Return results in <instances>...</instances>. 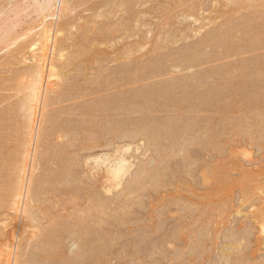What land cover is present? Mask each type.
Instances as JSON below:
<instances>
[{
    "label": "rangeland",
    "instance_id": "374dc122",
    "mask_svg": "<svg viewBox=\"0 0 264 264\" xmlns=\"http://www.w3.org/2000/svg\"><path fill=\"white\" fill-rule=\"evenodd\" d=\"M34 1L0 0V19H3V22L0 20V33L4 31L0 34V115L7 117L0 119V138H3L0 140V143L3 141L0 144V264H93L99 257L104 260H97L96 264H264V0H70L71 6L61 18L55 19L56 22L53 18L47 19L48 26H59L57 36L60 40L56 39L52 55L49 54L47 59H41L38 56H42V53L32 49L36 40L42 38L44 30L42 17L34 10ZM93 9H97L96 13ZM91 25H94L93 29ZM108 30L112 31L108 32L111 37L108 33L109 37L102 34ZM143 33H146V37ZM99 34L111 40L107 44L102 42L101 47V41L106 37L101 35L100 41ZM96 42H99V46ZM84 43L88 50L90 47L92 49L89 54H86L87 51L80 52L84 50ZM130 46L134 49L127 51ZM74 52H80L76 57L87 59L78 60L72 56ZM34 53L38 58L33 57ZM127 55L129 58H125ZM73 59L77 62H73ZM69 60L75 65L68 64ZM44 61L51 66L55 76L49 79V82L53 81L52 87L51 83H48L49 86L45 83L51 88L49 93H46L45 87L43 95L46 96L42 95L44 103L41 109L47 124L44 122L43 140L39 142L37 150L35 148L36 159L39 160L35 159L36 169L34 171L33 168L35 174L32 173V179L38 177L41 182L44 178L46 182L36 186L39 179H33V195L30 194L33 197L29 196L27 200L28 216L17 220L16 211L12 209L15 192L9 193L6 188L7 183L11 185L16 180L12 178L10 181L11 177L7 174L19 167L16 171L20 176V170L25 167L23 164V168L20 167L23 161L17 164L22 157L20 155L17 159L27 132L22 125L30 121L24 119L22 109L31 89L35 88L32 87L35 85L33 76L38 75L37 80L43 74L46 76L48 65L45 64L44 70ZM82 62H86L87 68L81 65ZM139 80L141 82L137 84ZM31 82L34 85L30 86ZM167 84H171V87ZM105 85L108 88L103 87ZM102 87L105 91H102ZM174 87L178 91L175 92ZM91 88L92 93L89 91ZM138 88H141V92ZM111 94H115L114 99L113 96L109 98ZM100 96H103L102 100ZM104 97L113 100L109 102ZM133 99L134 106L131 103ZM93 105L97 109L94 114L98 115L99 120L89 112L94 109ZM125 106L132 110L130 117H120L124 120L128 118L126 122L130 126L127 125V128L123 120L111 113ZM97 107H103L105 111L102 113V109ZM106 107L110 108V112ZM140 108H143V113ZM137 113L142 114L139 115L141 118ZM109 115L117 119L113 121L108 117V121ZM103 122L105 124L100 125ZM92 123L99 126L92 127ZM55 124L57 127L65 125L63 135L57 133ZM114 125L116 129H113ZM101 126L102 130L106 128V133L100 132ZM124 130L131 145L127 156H131H128L129 163L124 170L126 174L123 171L120 177L114 176L110 181L113 187L107 183L112 187L107 194L103 189L105 181L100 178L103 170L100 171L101 175L96 173L94 166L85 165L86 159L106 153H114L111 158H117L115 145L120 143L119 138L125 134ZM116 132L121 135L115 137ZM94 133L102 138L96 137L99 139L94 140ZM60 136L63 137L61 140L58 139ZM152 138L158 142V146ZM89 142L100 144V147L89 146ZM107 142L110 144L107 145ZM103 148L105 153L101 151ZM16 149L20 152L17 153ZM14 154H17L16 157ZM10 156L16 158L13 161L18 160L15 161L16 168L15 165L9 167L14 163ZM21 159L24 160L23 157ZM9 168L14 169L7 172ZM16 171L12 176L18 174ZM141 171L145 174L142 175ZM137 174L143 176L142 179L139 177L141 180ZM133 177L139 181H134ZM132 182L137 185H132ZM3 183L5 186H2ZM78 219L80 223L87 220V224L84 222L80 225ZM45 232L49 233L50 238L54 237L46 246L43 243L46 242L43 240ZM40 238L43 240L41 243ZM52 242L56 248L58 246L54 256L50 252H53L50 249ZM72 243L78 245L74 251H70ZM89 247L94 253L101 249L103 252L99 253L102 255L98 253L93 256L94 253H89ZM90 255L96 257L95 261Z\"/></svg>",
    "mask_w": 264,
    "mask_h": 264
},
{
    "label": "bare ground",
    "instance_id": "6f19581e",
    "mask_svg": "<svg viewBox=\"0 0 264 264\" xmlns=\"http://www.w3.org/2000/svg\"><path fill=\"white\" fill-rule=\"evenodd\" d=\"M27 1V0H26ZM30 1V0H29ZM26 3V2H25ZM30 3V2H29ZM100 3H102V2H100ZM28 4L26 3V6H27ZM97 5H99L98 3H97ZM97 5H96V7H97ZM102 5V4H101ZM101 5H99V6H101ZM71 6V1L70 0H42L41 2H39V0H35L34 1V10H36L35 12H38L39 13V15H40V17H42V20H43V24H42V26H43V28H44V30H43V32L41 33V37L42 38H39L38 40H36V42L32 45V49H34L33 51H35V52H40V53H42V56H38V57H40L41 59H47V58H49L50 56H49V54H51L52 55V52H53V47H54V43H55V41H56V39L57 40H59V37L57 36L58 35V33H59V26H58V28H55V27H51V26H48L47 25V19H49V18H53L54 19V21H55V19H59V18H61V16L63 15V14H65L66 12H68V9H69V7ZM98 6V7H99ZM103 6V5H102ZM158 7V6H157ZM27 8H29V7H27ZM32 8V7H31ZM93 8H95V6L93 7ZM156 8V7H155ZM24 9V8H23ZM26 9V8H25ZM30 9V8H29ZM29 9H26V10H29ZM25 10V11H26ZM31 10V9H30ZM94 10V9H93ZM97 10V9H96ZM96 10H94L95 12L94 13H96ZM164 10V9H163ZM162 10V11H163ZM12 11V10H11ZM16 12V11H15ZM14 12V13H15ZM139 13V12H138ZM138 13H137V15H138ZM158 13H162V12H158ZM2 14H4V13H2ZM34 14V13H33ZM37 14V13H36ZM1 15V14H0ZM6 15V14H5ZM9 15H10V13H9ZM31 15H32V13H31ZM67 15V14H66ZM95 15H97V14H94V16ZM3 16V15H2ZM7 16V15H6ZM6 16H4V17H6ZM94 16H93V18H94ZM134 17L136 16V15H133ZM3 17V18H4ZM14 17V16H13ZM100 17V16H99ZM98 17V18H99ZM103 17V16H102ZM1 18V17H0ZM10 18V17H9ZM9 18L7 19V20H9ZM133 18V17H132ZM132 18H129V19H132ZM137 18V17H136ZM97 19V18H96ZM1 20V19H0ZM12 20V19H11ZM89 20V19H88ZM123 20V19H122ZM125 20L126 19H124V23H125ZM140 20H141V18H140ZM2 22H3V19L1 20ZM5 21H6V18H5ZM4 21V22H5ZM53 21V22H54ZM73 21V20H72ZM90 21V20H89ZM96 21V20H95ZM127 21H128V19H127ZM126 21V22H127ZM56 22V21H55ZM54 22V24L56 25V23ZM62 22V21H61ZM68 22V21H67ZM71 22V21H70ZM122 22V23H123ZM138 22V21H137ZM6 23H8V22H6ZM65 23V22H64ZM121 23V24H122ZM60 24V23H59ZM67 24V23H66ZM65 24V26H67ZM72 24V23H71ZM74 24V23H73ZM86 24V23H85ZM90 24H91V22H90ZM102 24V23H101ZM108 24V23H107ZM111 23H109V25H110ZM134 24V23H133ZM2 25V24H1ZM6 25V24H5ZM9 25H12V24H10L9 23ZM62 25V24H61ZM64 25V24H63ZM62 25V26H63ZM69 25H70V23H69ZM104 25V24H103ZM102 25V26H103ZM106 25V24H105ZM108 25V26H109ZM132 25V24H131ZM41 26V25H40ZM64 26V29L66 28ZM92 26H94V25H91V27L90 28H92ZM118 26V25H117ZM120 26V25H119ZM13 27V26H12ZM15 27V26H14ZM68 27V26H67ZM70 27V26H69ZM82 26H80V28H81ZM86 27H88V26H86ZM104 27V26H103ZM129 27V26H128ZM139 27V26H138ZM142 27V26H141ZM156 27H157V25H156ZM2 28H3V26H2ZM8 28H11V27H9L8 26ZM8 28H6V29H8ZM39 28V27H38ZM61 28V27H60ZM71 28V27H70ZM78 28V27H77ZM89 28V27H88ZM87 28V29H88ZM111 28V27H110ZM1 29V28H0ZM4 29H5V27H4ZM56 29H58V31L56 30ZM63 29V30H64ZM67 29V28H66ZM82 29H84V28H82ZM93 29V28H92ZM104 29V28H103ZM105 29H106V27H105ZM116 29V27H114V30ZM134 29V28H133ZM133 29H132V32H133ZM77 30V29H76ZM95 30V29H94ZM100 30H102V29H100ZM107 30V29H106ZM111 30H113V29H111ZM136 30H138V29H136ZM8 31H10V30H8ZM69 31H71V30H69ZM82 31V30H81ZM131 30H130V28H129V32H130ZM4 32V31H3ZM2 32V33H3ZM5 32H6V30H5ZM61 32H62V30H61ZM90 32V31H89ZM88 32V33H89ZM93 32V30L90 32V33H92ZM103 32H105V33H103ZM102 32V34H106L107 35V33L109 32V30L108 31H103ZM112 31H110L109 33H111ZM126 32H127V30H126ZM162 32H163V30H162ZM2 33H0V34H2ZM70 33H72V32H70ZM109 33H108V35H109ZM134 33V32H133ZM132 33V34H133ZM141 33V32H140ZM102 34H99L98 35V37H100ZM127 34H128V32H127ZM130 34V33H129ZM144 34V33H143ZM160 34V33H159ZM68 35V34H67ZM106 35H102L103 36V38L104 37H106ZM107 35V37H111V34L108 36ZM113 36H114V34H112ZM135 35V34H134ZM139 36L141 35V34H138ZM145 35V37H146V33L144 34ZM113 36H112V38H113ZM130 36H132V35H130ZM135 36H137V35H135ZM157 36H159V35H157ZM156 36V37H157ZM213 36V35H212ZM89 37V36H88ZM93 37V36H92ZM94 37H97V36H94ZM106 37V38H107ZM114 37H116V36H114ZM215 37V36H214ZM213 37V38H214ZM70 38V37H69ZM76 38H78V36L76 37ZM75 38V39H76ZM80 38V37H79ZM87 38V37H86ZM90 38V37H89ZM101 38L102 37H100V41H101ZM105 38V39H106ZM211 38V37H210ZM213 38H211V39H213ZM93 40L95 39V38H92ZM104 39V41L102 40L101 41V43L103 42L104 44H107L108 42L107 41H110L111 40V38H110V40L108 39H106L105 40ZM139 39V38H138ZM143 39H144V37H143ZM209 38H207V40H208ZM211 39H209V40H211ZM81 40V39H80ZM85 40V39H84ZM84 40H82V41H84ZM97 40H99V38L98 39H96L95 41H97ZM206 40V39H205ZM208 40V41H209ZM60 41V40H59ZM64 41V40H63ZM73 41V40H72ZM79 41V40H78ZM117 40H115V42H116ZM139 41H142V40H139ZM208 41H207V43H208ZM77 42V41H76ZM85 42V41H84ZM91 42V41H90ZM107 42V43H106ZM112 42H114V40L112 41ZM111 42V43H112ZM135 42V41H134ZM158 42V41H157ZM157 42H156V45H157V47H158V44H157ZM161 42V41H160ZM205 42V45H206V41H204ZM209 42H211V41H209ZM62 44H63V42H61ZM72 43V42H71ZM74 43V42H73ZM80 42H78V44H79ZM86 43H88V41L86 40ZM96 43H98V46H99V42H96ZM96 43H95V45H96ZM100 43V44H101ZM103 43L101 44V47H102V45H103ZM110 43V42H109ZM117 43V42H116ZM142 43H144V42H142ZM159 43V42H158ZM58 43H56L55 45H57ZM75 44V43H74ZM85 44V43H84ZM90 44V43H89ZM140 44V43H139ZM91 45V44H90ZM94 45V44H93ZM92 45V46H93ZM128 45H131V44H127V46ZM135 44H133V46H134ZM160 45V44H159ZM73 45H71V47H72ZM75 46V45H74ZM79 46V45H78ZM83 46V45H82ZM137 46H138V44H137ZM141 47L140 48H142V45H140ZM58 46H56V48H57ZM69 47V46H68ZM77 47V46H76ZM94 47V46H93ZM101 47H98L99 49H101ZM104 47H106V46H104ZM112 48H113V45L111 46ZM28 48V47H27ZM56 48H54V49H56ZM74 48V47H73ZM79 48V47H78ZM84 48V50L82 49L81 51L80 50H78V51H80V52H82L83 53V51H84V53L86 52V54H89L88 52L90 51H92V49H91V47L89 48V50H88V46H87V44H85V46L83 47ZM96 48V47H95ZM117 48V47H116ZM115 48V49H116ZM127 48V47H126ZM135 48H136V45H135ZM48 49H50V50H52V51H50V50H48ZM91 49V50H90ZM94 49V48H93ZM98 49V50H99ZM115 49H113V50H115ZM120 49V48H119ZM129 49H131V46H130V48H128V50L127 51H129ZM134 49V48H133ZM133 49H131V50H133ZM143 49V48H142ZM155 49H157V48H155ZM31 50V49H30ZM47 50H48V52H47ZM95 50V49H94ZM96 50H97V48H96ZM95 50V51H96ZM123 50H125V49H123ZM137 50V49H136ZM145 50V49H144ZM50 51V52H49ZM77 50H76V52H78ZM120 51V50H119ZM119 51H118V53H119ZM138 51H141V49H139ZM79 52V53H80ZM136 52V51H135ZM30 53H31V51H30ZM54 53H56V52H54ZM75 53V52H74ZM78 53V54H79ZM81 53V54H82ZM121 53H122V51H121ZM124 53H126L127 54V52H123L122 54H124ZM146 53V52H145ZM71 54V53H70ZM77 53H75L74 55H72V56H74V57H76L75 55H76ZM78 54H77V56H78ZM129 54V53H128ZM139 54V53H138ZM33 55V57H37V55H35V53L34 54H32ZM35 55V56H34ZM38 55H41V54H38ZM85 55V54H84ZM91 55H93V54H91ZM91 55H89V56H91ZM130 55V54H129ZM129 55H127V56H125V58L126 57H128L129 58ZM140 55V54H139ZM30 56H31V54H30ZM86 56V55H85ZM95 56V55H94ZM134 56V55H133ZM37 57V58H38ZM63 57H64V55H63ZM81 57V56H80ZM83 57V56H82ZM121 57H122V55H121ZM124 57V56H123ZM71 58V57H70ZM78 60H80V59H83V61L85 60V59H87V57L85 58H79V57H76ZM75 58V59H76ZM139 58H141V57H139ZM52 59V58H51ZM75 59H73V62H75L74 60ZM121 59V61H122V58H120ZM124 59V58H123ZM132 59V58H131ZM187 59V58H186ZM190 59V58H189ZM39 60V59H38ZM37 59H35V61H38ZM119 60V59H118ZM125 60V59H124ZM139 60H141V59H139ZM47 61H49V60H47ZM80 61H82V60H80ZM93 61V60H92ZM136 61V60H135ZM70 60L68 61V64H74V63H72V62H70ZM77 62V61H76ZM75 62V63H76ZM86 62H88V61H86ZM86 62H82V63H85V64H82L81 63V65L83 66H85L86 65ZM116 62H117V60H116ZM119 62V61H118ZM95 63V62H94ZM138 63V62H137ZM136 63V64H137ZM45 64H47V63H45V61H44V63H43V65H42V68L44 69V70H46V65ZM55 64V63H54ZM79 64H80V62H79ZM90 64V63H89ZM92 64V63H91ZM48 65V64H47ZM75 65V64H74ZM37 66H39V65H37ZM55 66V65H54ZM54 66H53V68H54ZM77 66V65H76ZM81 66V67H82ZM87 66V65H86ZM85 66V67H86ZM132 66V65H131ZM141 66V65H140ZM144 66V65H143ZM66 67V66H65ZM69 67H71L70 65H69ZM74 67V66H73ZM137 67H138V65H137ZM145 67V66H144ZM77 68V67H76ZM87 68V67H86ZM126 68V67H125ZM124 68V69H125ZM141 68H143V67H141ZM132 69V68H131ZM130 69V70H131ZM135 69H136V67H135ZM66 70V69H65ZM68 70V69H67ZM115 70V69H114ZM118 69H116V73L118 72L117 71ZM128 70V69H127ZM128 71V72H131V71ZM247 70V69H246ZM41 71V70H40ZM106 71V70H105ZM120 71H122V70H120ZM137 71V70H136ZM135 71V72H136ZM141 71H142V69H141ZM36 72H39V70H37ZM53 69L51 68V66H49L48 65V67H47V70H46V76H44V74H43V76H42V78H40L39 80H37V76H33L34 77V81H33V83L36 85H34L32 82H31V84H30V86H32V85H34V86H32V87H35L34 89H31V92H30V95H29V97H28V102L26 101L25 102V104L23 105V109H22V112H23V110H24V112H25V118L24 117H22V118H24V119H27L28 121H29V123H27L26 122V120H25V122L27 123L26 125H24L25 123L24 122H22V123H24L22 126H25V128H24V130L26 129L27 130V132H26V139L23 141V139H22V147H20L21 148V152L19 151V149L17 150V153H18V151L20 152L18 155H17V159L19 158V156L21 155L22 157H23V159L24 160H22L21 158H20V162L18 161V160H15V161H18L17 162V164L19 163H21L22 161V163H21V165H20V167L22 166V164H23V167H24V165H25V167L23 168V167H21V168H23V169H21L20 170V172H21V174H20V176H19V172H17L16 170H18L19 169V165L17 166L18 167V169H14V168H16V162L15 161H13L14 159H16V158H13L12 159V157H14V156H10V158L9 159H12V161L14 162L13 163V165H11V166H9V167H12V166H14V168H12V170H13V172L12 173H9V174H7V176L8 175H10L9 177H11L9 180L11 181V179L13 178V180L15 179L16 181L15 182H11V185L13 186L12 188H11V185H10V182H9V184L7 183V187L6 188H8V191L7 192H15V194H14V199L15 200H13L14 202H15V204H14V207H12V209L13 210H15L14 212L17 214V215H15V218H16V216H17V220H19V219H21V218H24L25 217V215H27V207L29 206H27V200H29L28 198H29V196H31L30 194H32L33 195V192L31 193V191H33V190H31V184H32V182H33V179H32V173H34V171H35V169L36 168H34L35 167V159H36V150H37V148L39 147L38 145H39V142L40 141H42L43 140V137H44V134H45V128H43L44 126H43V124L45 125V123H46V119L44 118V114H43V111H42V109H41V105H42V103H44V102H42V99H43V96H46V94L45 95H43V93H44V90H45V87H46V89L47 90H45V91H47L46 93H49L48 91H49V89H51V88H49L48 86H49V84L51 85L50 87H52V82L50 81L49 82V79L51 78V77H54L55 76V74H53ZM107 72V71H106ZM109 73V72H108ZM120 73V72H119ZM138 73H140V71L138 72ZM106 74V73H105ZM121 74V73H120ZM40 75V74H39ZM42 75V74H41ZM56 75H57V73H56ZM112 75V74H111ZM141 75V74H140ZM133 76V75H132ZM142 76V75H141ZM109 77V76H108ZM130 77H131V75H130ZM134 77V76H133ZM136 77V76H135ZM138 77V76H137ZM136 77V78H137ZM144 77V76H143ZM128 78H129V76H128ZM127 78V79H128ZM132 78V77H131ZM35 79L37 80V84L35 83ZM140 79H144V78H140ZM106 80V79H105ZM126 80V79H125ZM134 80V79H133ZM122 81H124V80H122ZM132 81V80H131ZM107 82H108V80H107ZM106 81H105V83H107ZM110 82V81H109ZM113 82V81H112ZM126 82V81H125ZM138 83L137 84H139L141 81L139 80V81H137ZM184 82H186V81H184ZM201 82V81H200ZM45 83L46 84H48V86H46L45 85ZM58 83V82H57ZM104 83V84H105ZM121 82H119V84H120ZM197 83H199V82H197ZM197 83L195 84V85H197ZM110 84H113V83H110ZM109 84V85H110ZM115 84V83H114ZM117 84V83H116ZM124 84V83H123ZM123 84H121V85H123ZM126 84V83H125ZM124 84V85H125ZM136 84V83H135ZM173 84H176V83H173ZM172 84V85H173ZM127 85V84H126ZM168 85V84H167ZM169 85H171V84H169ZM169 85H168V87H169ZM184 85H186V83H184ZM187 85H189V83L187 84ZM96 86V85H95ZM114 87L116 86V85H113ZM118 86V85H117ZM140 86V85H139ZM138 86V87H139ZM143 86V85H142ZM175 86V85H174ZM176 86H177V84H176ZM31 87V88H32ZM48 87V88H47ZM98 87V86H97ZM103 87H105V88H108V86L107 85H105V86H103ZM102 87V89H104V90H102V91H105V88H103ZM111 87V86H110ZM141 87V86H140ZM171 87V86H170ZM169 87V88H170ZM198 87V86H197ZM93 88V87H92ZM89 89V91H91V93H92V90L93 89ZM99 88H100V86H99ZM98 88V89H99ZM117 88V87H116ZM141 88H143V87H141ZM141 88H138L139 90L141 89ZM165 88H167V86L165 85ZM175 88V87H174ZM113 89V88H112ZM115 89V88H114ZM172 89H173V87H172ZM176 89V88H175ZM178 89H179V86H178ZM181 89V88H180ZM95 90V89H94ZM111 90V89H110ZM166 90H168V89H166ZM55 91V90H54ZM68 91V90H67ZM85 91V90H84ZM88 91V90H87ZM101 91V92H102ZM107 91H108V89H107ZM114 91V90H113ZM170 91V90H169ZM173 91H174V89H173ZM176 91H178L177 89L175 90V92ZM72 92V91H71ZM77 92H79V91H77ZM76 92V93H77ZM94 92V91H93ZM140 92H141V90H140ZM142 92H143V90H142ZM197 92H199V91H197ZM212 92V91H211ZM68 93V92H67ZM80 93V92H79ZM81 93H84V92H82L81 91ZM95 93H97L96 91H95ZM94 93V94H95ZM100 93V92H99ZM214 93V92H213ZM70 94V93H69ZM78 94V93H77ZM76 94V95H77ZM90 94V93H89ZM88 94V95H89ZM93 94V95H94ZM143 94V93H142ZM197 94V93H196ZM201 94V93H200ZM198 95V96H201V95ZM43 95V96H42ZM48 95V94H47ZM68 95V94H67ZM82 96H83V94H81ZM98 95V94H97ZM118 95V94H117ZM203 95V94H202ZM206 96H207V94H205ZM41 96H42V98H41ZM65 96V95H64ZM107 96V95H106ZM105 96V97H106ZM113 96V99H114V96H115V94H111V96L109 95V98L110 97H112ZM204 96V95H203ZM209 96H212L211 94H209ZM209 96H208V98H209ZM104 97V99H106ZM120 97V96H119ZM122 97V96H121ZM138 97V96H137ZM139 97H140V94H139ZM196 97V96H195ZM239 97V96H238ZM80 98H82V97H80ZM100 98H101V96H100ZM102 98H103V96H102ZM102 98L100 99V100H102ZM125 98H127V97H125ZM201 98V97H200ZM203 98V97H202ZM201 98V99H202ZM212 98V97H211ZM1 99V98H0ZM112 98L110 99V100H113ZM124 99V98H123ZM130 99V98H129ZM137 99V98H136ZM200 99V100H201ZM216 99V98H215ZM219 99V98H218ZM100 100H98V101H100ZM109 101L110 102V100L109 99H106V101ZM146 100V99H145ZM144 100V101H145ZM214 100V99H213ZM1 101V100H0ZM106 101L104 102V103H106ZM122 100H120L119 102H121ZM126 101H127V99H125V102L124 103H126ZM132 101H134V99L133 100H131V103H132ZM141 101V100H140ZM142 101H143V99H142ZM205 101H206V98H205ZM212 101V100H211ZM210 101V102H211ZM219 101V100H218ZM102 102V101H101ZM101 102H100V104H101ZM135 102H136V100H135ZM138 103V102H137ZM141 103V102H140ZM201 103V102H200ZM199 103V104H200ZM208 103H209V101H208ZM127 104H128V102H127ZM126 104V105H127ZM134 103H132V105H133ZM144 104V103H143ZM211 104V103H210ZM107 105L109 106V104H108V102H107ZM122 105H125V104H122ZM132 105H129V106H132ZM207 105V104H206ZM94 106V105H93ZM98 106V105H97ZM100 106V105H99ZM102 106V105H101ZM103 106H105L104 104H103ZM118 106V105H117ZM119 106L121 107V105L119 104ZM129 106H128V108H127V106H125V108H123L122 107V110L121 109H118L119 111H116V112H114V111H111V113L113 112V113H115V116H117L118 118H125V117H128L130 114H131V111L132 110H135V108H133V106L131 107V108H133L132 110H130V108H129ZM146 106V105H145ZM196 106H198V105H196ZM89 108H92V107H90V106H88ZM110 107V106H109ZM137 107V106H136ZM141 107V106H140ZM149 107V106H148ZM204 107H206V106H204ZM20 108V107H19ZM84 108H87V107H84ZM94 109L92 110V111H89L90 112V114L93 116H95L96 115V113L94 114V112H95V110H97L96 109V107L94 106L93 107ZM98 108V107H97ZM118 108V107H117ZM145 109H146V107H144ZM152 108V107H151ZM201 108H203V107H201ZM98 109H102L101 110V112L102 111H105V110H103V107L102 108H98ZM106 109H108L109 110V112H110V108H108V107H106ZM112 109H116V108H112ZM137 109V108H136ZM143 108H140L139 110L141 111V113H143ZM85 110V109H84ZM87 110V109H86ZM85 110V111H86ZM117 110V109H116ZM139 110H137L136 112H138ZM148 110V109H147ZM150 110V109H149ZM151 110H153V109H151ZM200 110H202V109H200ZM139 111V112H140ZM145 111V110H144ZM154 111V110H153ZM23 112V113H24ZM98 113H100L99 112V110L97 111ZM106 112H108V111H106ZM134 112V114L136 113L135 111H133ZM146 112V111H145ZM148 112V111H147ZM86 113H88V110H87V112ZM103 113V112H102ZM101 113V114H102ZM105 113V112H104ZM140 113V114H141ZM154 113H155V111H154ZM90 114H89V117H90ZM110 114V113H109ZM138 114V116L140 115L139 113H137ZM149 114V113H148ZM151 114V113H150ZM153 114V113H152ZM23 115V114H22ZM85 115V114H84ZM107 115V114H106ZM105 115V116H106ZM133 115V114H132ZM142 115V114H141ZM91 116V117H92ZM111 116H112V114H111ZM110 115L109 116H107V119H108V117H109V119H111L112 117H111ZM125 116V117H124ZM134 116V115H133ZM0 119H5V118H3V117H6V115L4 114V116L2 115H0ZM90 117V118H91ZM95 117H97L98 118V120H99V117H98V115L97 116H95ZM111 117V118H110ZM114 117V116H113ZM117 117L116 118H112V120L114 121L115 119H117ZM130 117V116H129ZM140 118H141V116H139ZM7 118V117H6ZM93 118V117H92ZM100 118H101V116H100ZM120 118V119H121ZM45 119V120H44ZM94 119H96V118H94ZM94 119H92L91 121H93ZM109 119H108V121H109ZM127 120H128V118H126ZM131 119V118H130ZM121 120H123L124 121V123L126 124L125 125V127L127 128V125H128V127L130 126L129 124H127V120H124V119H121ZM23 121V120H22ZM104 121V120H103ZM112 121V122H113ZM123 121H121V122H123ZM45 122V123H44ZM97 122V121H96ZM102 122V121H101ZM120 122V123H121ZM0 123H1V121H0ZM4 124H5V121L3 122ZM2 123V127H3V124ZM93 123H95V121L93 122ZM92 123V127H93V125H97V126H99L98 124H93ZM109 123V122H108ZM115 123V122H114ZM114 123H112V124H114ZM119 123V122H118ZM117 123V124H118ZM124 123H122L123 125H124ZM47 124V123H46ZM100 124V123H99ZM105 123L103 122V124H100V125H104ZM110 124V123H109ZM111 124V125H112ZM52 125H53V122H52ZM57 124H55V127H57L56 126ZM110 125V126H111ZM178 125V124H177ZM177 125L175 126L176 127V129H177ZM183 125L186 127V125L183 123ZM188 125V124H187ZM54 126V125H53ZM65 125H59L58 127H60V130H59V128L57 127V129L56 130H58L57 131V133H62L63 131H65V127H64ZM109 126V125H108ZM109 126V127H110ZM181 126H182V123H181ZM62 127V128H61ZM117 127V126H116ZM121 127V126H120ZM123 127V126H122ZM184 127V128H185ZM4 128V127H3ZM3 128H2V130H3ZM96 128V127H95ZM105 128V127H104ZM108 128V127H107ZM113 128V127H112ZM117 128H119V127H117ZM124 128V127H123ZM122 128V129H123ZM178 128H180V126H178ZM55 129V128H54ZM97 129V128H96ZM99 129V128H98ZM100 129H101V131H100ZM100 129L98 130V131H100V132H105L106 133V131H105V129L104 130H102L103 128H102V126L100 127ZM111 129V128H110ZM113 129H116L115 128V125H114V128ZM113 129H111L112 131H116V130H113ZM1 130V129H0ZM108 131H109V129H107ZM118 130V129H117ZM120 130H121V128H120ZM119 130V131H120ZM128 130V129H127ZM168 130H173V129H168ZM175 130V129H174ZM179 129H177V131H178ZM184 130V129H183ZM119 131H117V132H119ZM125 131V130H124ZM124 131L122 132V134L124 133ZM167 131V130H166ZM171 131H170V133H171ZM182 131V130H181ZM0 132H2V131H0ZM117 132H116V134H117ZM131 132V131H130ZM133 132V131H132ZM135 132H138L137 130H135ZM167 132H169V131H167ZM109 133V132H108ZM111 133H113V132H110L109 134H111ZM120 133V132H119ZM134 133V132H133ZM132 133V134H133ZM139 133V132H138ZM161 133H162V131H161ZM164 134H165V132H163ZM174 133V132H173ZM173 133H171V134H173ZM48 134V133H47ZM95 134V133H94ZM97 134V133H96ZM95 134V135H96ZM108 134V135H109ZM130 134V133H129ZM129 134H127V135H129ZM142 134H143V131H142ZM171 134H169V135H171ZM53 134H50V136H52ZM62 135H63V133H62ZM94 135V140H96V139H99V138H96V137H100V138H102L100 135L99 136H95ZM104 134H102V136H103ZM112 135V134H111ZM115 135V134H114ZM121 134H117L115 137H118V136H120ZM134 135V134H133ZM140 136H143V135H141V134H139ZM167 136H168V134H166ZM106 136V135H105ZM104 137V136H103ZM109 137V136H108ZM114 137V138H115ZM136 137V136H135ZM2 138V137H1ZM0 138V140H2ZM63 138V137H62ZM61 138V136L60 137H58V139L59 140H61L62 139ZM110 138H113V137H110ZM128 137L126 136V131H125V134L121 137V138H119L120 140V143L117 145H115V146H117V148H116V152L118 153V156H117V154L115 153V155L117 156V158L116 157H113V159L114 158H116L115 160H113L111 157H112V155L114 154H103V156H91V157H88L87 159L85 158V156H84V160L86 159V163H85V165L87 164V165H90V166H94V170L95 171H97L96 173H99L100 175L102 174V172H104L103 173V176L102 177H100V178H102V180H104L105 182V185H104V188L103 189H105L106 190V193L107 194H109L110 192H111V188L113 187V184H111V179L114 177V176H119L120 177V173H123V171L127 168V166H128V163H129V158H128V156L130 155H128L127 156V152H128V148H129V146H131L129 143H128V139H127ZM42 139V140H41ZM92 139V138H91ZM153 139V138H152ZM101 140V139H100ZM135 140V139H134ZM137 140V139H136ZM135 140V141H136ZM143 140V139H142ZM99 141V140H98ZM97 141V142H98ZM104 141H105V139L103 140V142L102 141H100V142H102V143H104ZM153 141H154V139H153ZM3 142V141H2ZM1 142V143H2ZM20 142H21V140H20ZM24 142V143H23ZM93 142V141H92ZM115 141H113V143H114ZM0 143V144H1ZM90 143V142H89ZM88 143V145L89 146H92L93 145V143H90L89 144ZM99 143V142H98ZM97 143V144H98ZM112 143V142H111ZM151 143H152V141H151ZM150 143V144H151ZM154 143H155V145H157L158 146V142L156 141H154ZM154 143H152V146H154L155 147V145H153ZM4 144V143H3ZM18 144V143H17ZM20 144V143H19ZM18 144V145H19ZM95 144H96V141H95ZM94 144V145H95ZM108 144H110V143H108L107 142V145ZM87 145V146H88ZM93 145V146H94ZM98 145H100V144H98ZM98 145H95V147H97ZM1 146V145H0ZM19 146H21V145H19ZM102 147H104L103 146V144L101 145ZM110 146V145H109ZM95 147H93V148H95ZM98 147H100V146H98ZM97 147V148H98ZM108 147V146H107ZM1 148V147H0ZM17 148V147H16ZM35 148H36V150H35ZM91 147H88V149H90ZM93 148H91V149H93ZM96 148V149H97ZM61 149V148H60ZM96 149H94V151L96 150ZM100 149H102V148H100ZM105 149H106V147H105ZM109 149V148H108ZM68 150V149H67ZM66 150V151H67ZM110 150V149H109ZM113 150H114V148H113ZM85 151V150H84ZM84 151H82V152H84ZM101 151H104V148H103V150H101ZM100 151V152H101ZM106 151H107V149H106ZM106 151H104V153L106 152ZM129 151H131V147L129 148ZM89 152H90V154H92L93 155V153H91V151L89 150ZM109 152H111V151H109ZM14 153V152H13ZM63 153V152H62ZM130 153V152H129ZM82 154V153H81ZM97 154V153H96ZM100 154V153H99ZM15 155V154H14ZM16 155H15V157H16ZM89 155V154H88ZM102 155V154H101ZM37 156H38V154H37ZM62 156V155H61ZM79 156V155H78ZM131 156V155H130ZM60 157V156H59ZM58 157V158H59ZM76 157V156H75ZM133 157V156H132ZM38 158V157H37ZM60 158H62L63 159V157H60ZM78 158V157H77ZM80 158V157H79ZM1 160V159H0ZM37 161L39 160V159H36ZM73 160V159H72ZM78 160V159H77ZM133 160V158L131 159V161ZM11 160H10V162H12ZM69 161V160H68ZM79 161V160H78ZM35 162V163H34ZM35 164V165H34ZM75 165V164H74ZM134 165V164H133ZM80 166V165H79ZM102 166H103V168H102ZM37 167V166H36ZM86 167H88V166H86ZM33 168H34V171H33ZM77 168V167H76ZM132 168V167H131ZM10 169V171L7 169V172H11L12 170H11V168H9ZM90 169H92V168H90ZM90 169H89V171H90ZM144 169V168H143ZM76 170V169H75ZM78 170V169H77ZM79 170H81V169H79ZM103 170V171H102ZM131 170V169H130ZM140 170V169H139ZM141 170H142V168H141ZM14 171H16V173H18L17 175H14V176H12V174L14 173ZM93 171V170H92ZM99 171V172H98ZM100 171H102L101 173H100ZM143 171V170H142ZM141 171V174L143 175V174H145L144 172H145V170H144V172H142ZM91 172V171H90ZM80 173H81V171H80ZM84 173H86V172H84ZM88 173V172H87ZM92 173V172H91ZM124 173H125V171H124ZM35 174V173H34ZM76 174V173H75ZM75 174H73V176H75ZM126 174V173H125ZM138 174H140V172L138 173ZM137 174V175H138ZM80 175V174H79ZM86 175V174H85ZM84 175V176H85ZM97 175L98 174H96V177H97ZM77 176V175H76ZM92 176V175H91ZM127 175H125V177H126ZM135 176V175H134ZM33 177H35V176H33ZM138 178L140 177L141 179H142V177L140 176V175H138L137 176ZM94 178V177H93ZM92 178V179H93ZM98 178V177H97ZM138 178H134L133 177V179H134V181H139V179ZM38 180L39 179V182H37V184L38 185H36V186H40L39 185V183H43V181H45L44 180V178H42L43 179V181L41 180V182H40V179L41 178H35L34 180ZM75 179V178H74ZM99 179V178H98ZM135 179H137V180H135ZM140 179V180H141ZM8 180V181H9ZM32 180V181H31ZM93 180H95V178L93 179ZM97 180V179H96ZM114 180V179H113ZM123 181H124V179H122ZM119 181V180H118ZM132 181V180H131ZM36 182V181H35ZM46 182V181H45ZM91 182V181H90ZM95 182H97V181H95ZM114 182H116V181H114ZM113 182V183H114ZM13 183V184H12ZM41 183V184H42ZM107 183H110V185H112V187H110V185L108 186L107 185ZM128 183V182H127ZM134 183L135 182H132V185H134ZM139 183V182H138ZM92 184H94V182L92 183ZM121 184H122V181H121ZM0 185H1V183H0ZM5 186V184L3 183L2 184V186ZM10 185V186H9ZM99 185H100V182H99ZM103 185V184H102ZM120 185V184H119ZM127 185H129V184H127ZM131 185V187H133ZM135 185H137L136 183H135ZM134 185V186H135ZM108 186V187H107ZM1 187V186H0ZM33 187H35V186H33ZM33 187H32V189H33ZM43 187V186H42ZM121 187V186H120ZM130 187V186H129ZM128 187V188H129ZM5 187L3 188L4 190L6 189ZM10 188V189H9ZM2 189V188H1ZM2 189V190H3ZM102 189V188H101ZM10 190H12V191H10ZM129 190H130V188H129ZM132 190H134V188L132 189ZM100 191V190H99ZM127 191V190H126ZM106 194V195H107ZM11 195V197H12V194H10ZM31 197H33V196H31ZM13 199V198H12ZM30 200H31V198H30ZM12 201V202H13ZM29 204V203H28ZM28 216V215H27ZM109 216V215H108ZM81 217V216H80ZM10 218V217H9ZM8 218V219H9ZM30 218V217H29ZM79 218V217H78ZM92 218V217H91ZM26 219V218H25ZM24 219V220H25ZM77 218H75V220H76ZM80 219V218H79ZM79 219H78V222L80 223V221H79ZM84 218H82V220H83ZM86 219V218H85ZM89 219V218H88ZM93 219V218H92ZM17 220H16V222H17ZM91 220V219H90ZM7 221V220H6ZM15 221V220H14ZM85 221H87V220H85ZM85 221H83L82 223H80V225L81 224H83ZM25 222V221H24ZM55 222V221H54ZM78 222H76L77 223V225H78ZM96 222V221H95ZM74 223H75V221H74ZM86 224H87V222H85ZM85 225V224H84ZM76 226V225H75ZM75 226H73V228L75 227ZM89 226V225H88ZM92 226V224L89 226V227H91ZM99 226H101V225H98L97 227H99ZM106 226V225H105ZM104 226V227H105ZM77 227V226H76ZM84 227V226H83ZM82 227V228H83ZM96 228V227H95ZM8 229V228H7ZM50 229V228H49ZM49 229H48V231H49ZM71 229H72V227H71ZM70 229V230H71ZM78 229H81V228H78ZM91 229H93V227L91 228ZM100 229H102L101 227H100ZM104 229V228H103ZM55 230V229H54ZM58 230V229H57ZM63 230V229H62ZM68 230V229H67ZM83 230H84V228H83ZM97 230V229H96ZM99 230V229H98ZM52 231H53V229H52ZM51 231V232H52ZM59 231V230H58ZM57 231V232H58ZM71 231H73V230H71ZM85 231V230H84ZM91 231H93V230H91ZM50 232V231H49ZM60 232H62L61 231V229H60ZM67 232V231H66ZM82 232V231H81ZM81 232H79L80 234H81ZM86 232H87V229H86ZM98 232V231H97ZM103 232V231H102ZM106 232H108V230L106 231ZM46 233V235H45V237H43V238H45V239H43L44 241H46V242H43L44 244H40V245H44V246H46V244H50V243H47L51 238L49 237L50 235H48L47 234V232H45ZM56 233V232H55ZM54 233V234H55ZM59 233V232H58ZM79 233H77V234H79ZM95 233V232H94ZM100 233V232H99ZM98 233V234H99ZM91 234H93L92 232H91ZM97 234V235H98ZM48 235V236H47ZM75 236H76V234H74ZM108 235H110V234H108ZM52 236H54L53 234H52ZM63 237L64 236H66V235H62ZM61 236V237H62ZM79 235H77V237H78ZM82 236H84V235H82ZM81 236V237H82ZM91 236V235H90ZM102 236V235H101ZM104 236V235H103ZM46 237H47V240H46ZM60 237V236H59ZM60 237V238H61ZM62 237V238H63ZM92 237H94V235H92ZM97 237V236H96ZM105 237V236H104ZM104 237H102V239L104 238ZM54 238V237H53ZM53 238H52V241H53ZM58 238V237H57ZM59 238V239H60ZM84 238V237H83ZM100 238V237H99ZM98 237H97V239H98V241L100 240ZM110 238V237H109ZM41 239V241H40V243L43 241L42 240V238H40ZM58 239V240H59ZM21 240V239H20ZM64 240V239H63ZM109 240V239H108ZM60 241V240H59ZM66 242H67V240H65ZM89 241H91V240H89ZM89 241H87V243L89 242ZM101 241V240H100ZM107 241V240H106ZM56 242V241H55ZM85 242H86V240H85ZM84 242V243H85ZM109 242V241H108ZM39 243V242H38ZM57 243V242H56ZM81 243V242H80ZM100 243L101 242H99L98 244L100 245ZM89 244V243H88ZM87 244V245H88ZM20 245V244H19ZM64 244H62V246H63ZM85 245H86V243H85ZM84 245V247L87 249V250H89L88 249V247H86ZM104 245V244H103ZM109 245V244H108ZM111 245V244H110ZM109 245V246H110ZM39 246V245H38ZM41 246V247H42ZM52 246L53 247H51V245H50V249H52L53 250V252L52 251H50L51 252V254L53 253V256H54V254L56 253L57 254V250H55V249H57L58 248V246H57V248H56V246H54L53 245V242H52ZM60 247H61V244L59 245ZM90 246V245H89ZM40 247V246H39ZM55 247V248H54ZM99 248H100V246H98ZM97 247V248H98ZM108 247V246H107ZM43 248V247H42ZM84 248V249H85ZM90 248V247H89ZM105 247H103V249H104ZM9 249H10V247H9ZM44 249V248H43ZM86 249H85V251H86ZM106 249V248H105ZM90 250H91V248H90ZM92 250L94 251V249H93V246H92ZM91 250V252L89 251V253L91 254V253H94L93 251ZM12 251V250H11ZM56 251V252H55ZM84 251V250H83ZM97 251H98V249H97ZM101 251V249L97 252V253H94V254H92L93 256L95 255V254H97L98 255V253ZM13 252V251H12ZM55 252V253H54ZM103 251H101V253H102ZM49 253V252H48ZM80 253V252H79ZM17 254V253H16ZM15 254V255H16ZM43 254H44V252H43ZM55 254V255H56ZM12 255V254H11ZM50 254H48V256H49ZM75 255V254H74ZM99 255H102V254H100L99 253ZM47 256V257H48ZM61 256V255H60ZM89 256V255H88ZM88 256H87V258H88ZM91 256V255H90ZM46 257V258H47ZM58 256H56V258H57ZM62 257V256H61ZM78 257V256H77ZM76 257V258H77ZM92 257V256H91ZM7 258V257H6ZM10 258V257H9ZM49 258V257H48ZM51 258V257H50ZM62 258H64V257H62ZM61 258V260L63 261V259ZM66 258H68V257H66ZM71 258V257H70ZM70 258H68V259H70ZM92 258H94V257H92ZM96 258V257H95ZM95 258H94V261H95ZM59 259V258H58ZM79 258H77V260H78ZM83 259V258H82ZM101 258L99 257L97 260H99V261H102V260H104V259H102V260H100ZM48 260V259H47ZM50 260V259H49ZM65 260V259H64ZM73 260V259H72ZM84 260V259H83ZM87 262H88V260L87 259H85ZM89 260H90V257H89ZM97 260L95 261V262H97ZM7 261V260H6ZM10 261V260H9ZM82 261V260H81ZM81 261H80V263H81ZM70 262H71V260H70ZM74 262H75V260H74ZM83 262H85V261H83ZM82 262V263H83ZM93 263V264H96V263ZM103 262V261H102ZM8 263V262H7ZM17 263V262H16ZM65 263H68V262H65ZM64 263V264H65ZM72 263V262H71ZM76 263V262H75ZM98 263V262H97ZM13 264H15V262L13 263ZM90 264V263H89ZM92 264V263H91ZM102 264V263H101Z\"/></svg>",
    "mask_w": 264,
    "mask_h": 264
},
{
    "label": "clouds",
    "instance_id": "9594fccd",
    "mask_svg": "<svg viewBox=\"0 0 264 264\" xmlns=\"http://www.w3.org/2000/svg\"><path fill=\"white\" fill-rule=\"evenodd\" d=\"M77 247L78 245L76 243H72L70 246V251H74Z\"/></svg>",
    "mask_w": 264,
    "mask_h": 264
}]
</instances>
